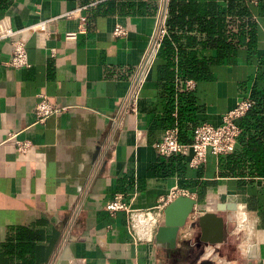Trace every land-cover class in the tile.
Segmentation results:
<instances>
[{
  "label": "crops",
  "instance_id": "0c3cea01",
  "mask_svg": "<svg viewBox=\"0 0 264 264\" xmlns=\"http://www.w3.org/2000/svg\"><path fill=\"white\" fill-rule=\"evenodd\" d=\"M158 6L159 0H0V24L19 28L54 18L45 47L28 37L27 67L5 64L8 44L0 39V264H198L201 248L213 246H198L202 232L215 234L213 221L197 223L188 236L181 227L174 247L154 240L174 186L201 213L222 217L220 252L228 258L225 251L236 248L230 223L244 211L253 233L236 249L264 264V102L240 119L233 152H208L198 167L185 155L160 156L153 145L166 127L190 142L196 125L220 123L248 90L264 89V0H168V32L137 110L111 122ZM117 23L124 35L113 34ZM178 78L192 79L193 87L182 88ZM38 93L67 108L34 122ZM9 132L29 139V148L17 152ZM117 193L132 210L136 239L126 210L104 208Z\"/></svg>",
  "mask_w": 264,
  "mask_h": 264
},
{
  "label": "built area",
  "instance_id": "2783aa9c",
  "mask_svg": "<svg viewBox=\"0 0 264 264\" xmlns=\"http://www.w3.org/2000/svg\"><path fill=\"white\" fill-rule=\"evenodd\" d=\"M167 7L168 0H159L154 28L148 37L146 46L128 81L126 91L121 97L120 104L109 116L111 122H118L120 120L119 118L125 113L135 112L137 110L140 90L149 75L162 41L168 32ZM53 21L54 18L40 19L19 28H13L8 21L1 23L0 39H4L8 44V57L5 64L15 68L27 67L29 65L26 49L28 37L35 35L37 44L41 47H45L49 34L52 31L51 24ZM125 33L126 30L123 25L119 23L115 24L113 28V34L115 36H121ZM74 36V32H67L65 34L66 38H73ZM51 51L53 52V49H51ZM178 84L181 85L182 88L190 89L193 87L194 81L192 79L178 78ZM37 96L38 99L33 108L34 122L42 123L49 116L67 108V106H60L56 102L51 101L44 93H38ZM257 102V94L252 88L237 99L232 108L222 114L220 123L212 124L204 121L196 125L193 129V136L190 142H182L179 140L176 127H166L162 137L158 141L153 142V145L160 156L168 157L175 154L185 155L188 156V165L190 167H198L205 162L208 152L221 155L234 151L241 133L240 119L249 113L256 106ZM6 140H11L13 142L17 152H25L31 145L29 139L18 138L16 132H9ZM178 195H187V191L174 186L169 190L166 202ZM159 207L161 206L158 205V208ZM104 208L110 213H114L119 209L126 210L129 213L128 230L133 238H138L132 210L123 200L122 194H115L113 198L105 203ZM140 213L146 220H151L149 210L140 211ZM200 213L201 211L196 208H193L189 213L185 224L188 231L184 233L185 236L191 234L190 231L195 227L194 221ZM157 215H162L160 209ZM232 223L231 233H234L236 238H241V241L245 238L246 240H244L249 243L253 233V226L247 214L244 211L236 213L232 219ZM214 249V246L205 249L202 257L214 260V255H216Z\"/></svg>",
  "mask_w": 264,
  "mask_h": 264
},
{
  "label": "water",
  "instance_id": "95a60500",
  "mask_svg": "<svg viewBox=\"0 0 264 264\" xmlns=\"http://www.w3.org/2000/svg\"><path fill=\"white\" fill-rule=\"evenodd\" d=\"M195 202V199L191 196L178 195L166 204L163 210V219L154 233V240L158 245L167 247L175 246L179 229L185 226L187 217L194 208ZM210 220L216 225L215 234L209 236L205 231L202 232L198 246L201 247L203 244L216 246L214 252L223 255L220 251L222 249L221 246L226 241V235L223 231L222 217L214 212L203 211L194 221V225L197 223L205 225V223H208ZM201 249L202 254L204 248L202 247ZM213 262L214 261L211 258H201L199 259L198 264H213ZM242 264H253V261L247 259Z\"/></svg>",
  "mask_w": 264,
  "mask_h": 264
},
{
  "label": "rangeland",
  "instance_id": "374dc122",
  "mask_svg": "<svg viewBox=\"0 0 264 264\" xmlns=\"http://www.w3.org/2000/svg\"><path fill=\"white\" fill-rule=\"evenodd\" d=\"M232 224L233 223L231 222L230 223L231 229L233 226ZM235 237H236V235L234 233H231V238H233L235 240L234 246H236V248L240 243H247L245 241L246 240L245 238H244L245 240L242 238L243 240L241 241V238H235ZM236 248H234V250L232 251V253L230 255L231 257H229V258L227 256H224V255H216L214 257L213 264H242V263H244L246 261L245 256L239 255V253H238L239 250ZM225 255H228V254H225ZM235 257H236V259H234Z\"/></svg>",
  "mask_w": 264,
  "mask_h": 264
},
{
  "label": "trees",
  "instance_id": "16d2710c",
  "mask_svg": "<svg viewBox=\"0 0 264 264\" xmlns=\"http://www.w3.org/2000/svg\"><path fill=\"white\" fill-rule=\"evenodd\" d=\"M255 93L257 94L258 102L253 109L262 107V102H264V89L261 90L258 86L255 85Z\"/></svg>",
  "mask_w": 264,
  "mask_h": 264
},
{
  "label": "flooded vegetation",
  "instance_id": "af4514ba",
  "mask_svg": "<svg viewBox=\"0 0 264 264\" xmlns=\"http://www.w3.org/2000/svg\"><path fill=\"white\" fill-rule=\"evenodd\" d=\"M225 252H226V254L231 255V253H232V249H231V247H229L228 250L225 251Z\"/></svg>",
  "mask_w": 264,
  "mask_h": 264
},
{
  "label": "bare ground",
  "instance_id": "6f19581e",
  "mask_svg": "<svg viewBox=\"0 0 264 264\" xmlns=\"http://www.w3.org/2000/svg\"><path fill=\"white\" fill-rule=\"evenodd\" d=\"M250 246H248V249H249Z\"/></svg>",
  "mask_w": 264,
  "mask_h": 264
}]
</instances>
